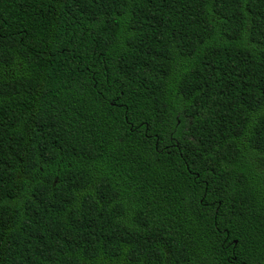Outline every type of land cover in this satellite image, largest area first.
Listing matches in <instances>:
<instances>
[{"label": "trees", "instance_id": "16d2710c", "mask_svg": "<svg viewBox=\"0 0 264 264\" xmlns=\"http://www.w3.org/2000/svg\"><path fill=\"white\" fill-rule=\"evenodd\" d=\"M0 264H264V0H0Z\"/></svg>", "mask_w": 264, "mask_h": 264}]
</instances>
